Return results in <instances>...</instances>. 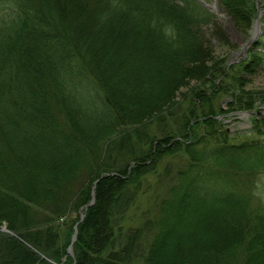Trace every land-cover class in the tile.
<instances>
[{
  "label": "trees",
  "instance_id": "16d2710c",
  "mask_svg": "<svg viewBox=\"0 0 264 264\" xmlns=\"http://www.w3.org/2000/svg\"><path fill=\"white\" fill-rule=\"evenodd\" d=\"M172 1L0 0V219L24 229L21 238L38 251L62 257L65 246L56 252L50 247L57 238L50 224L72 205L86 204L91 181L114 171L98 180L94 203L78 224L75 264H237L231 253L240 246L238 264H264V203H251L264 168L251 170L241 159L258 153L264 165V119L255 121L258 136L215 139L208 156L214 165L198 164L179 176L142 251V228L129 229L124 242L114 244L119 212L113 208L123 203V187L155 163L162 144L153 148L148 142L146 151L134 147L150 136L140 133L133 144L127 124L140 122L152 102L173 93L189 75L201 73L206 87L220 86L210 76L212 67L201 64L210 46L198 26L211 12L197 0H190V8ZM219 6L242 30L252 25L256 0H219ZM259 47L264 29L238 67L256 71L264 62ZM198 89L166 139L195 118L196 101L206 95ZM209 113L215 115L212 108ZM231 154L241 169L230 167ZM148 159L152 163L144 169ZM83 171L90 178L76 190ZM41 215L46 227L40 223L31 232L29 221L34 227ZM1 239L9 250L1 252L0 264L46 263L20 243ZM105 244L107 255H99Z\"/></svg>",
  "mask_w": 264,
  "mask_h": 264
},
{
  "label": "rangeland",
  "instance_id": "374dc122",
  "mask_svg": "<svg viewBox=\"0 0 264 264\" xmlns=\"http://www.w3.org/2000/svg\"><path fill=\"white\" fill-rule=\"evenodd\" d=\"M191 1L185 0V2H182V0H173L172 2H181L180 5L184 6L185 4L190 8V5H193ZM197 1L212 14L208 18L202 19L201 24L198 26L203 36L202 38H204L206 43L210 46L201 64H204L206 67L209 66V68L212 67L210 70L211 74L210 72L209 74L216 82L219 81L220 86L219 88L206 87L205 80L200 79L203 76L201 73L196 74V76L189 75L173 93L162 96L158 101L152 102L153 106L151 109L144 112V114H148L138 119L140 122L143 121L142 123L127 124L125 127L130 130L129 139L133 144L135 143L137 135L140 133L146 131L148 136H150L147 140L140 137V142L134 147L141 146V148L146 151L149 149V145L154 148L155 145L162 143L158 145V150L160 151L157 154L155 163L149 167V169L142 172V174L136 176L135 179H129V182L123 187L125 197L122 205L113 208V212L115 208H118L119 212L115 216L116 222L118 223V229L116 230L118 237L114 244L117 246L120 242L123 243V235L124 233L126 234L129 229L142 228V234L138 240V253L140 250L142 251V248L149 242L151 232L153 233V229H155L153 225L158 219H162V206H165L172 200V192L174 187L177 186L176 183H178L180 177L183 176L186 171L187 173L192 172L191 168H194V166L198 164H205L206 166H210L211 164L214 165L212 157H208L211 155L209 154L211 149L214 148L216 142L214 140L226 138L228 142H238L258 136L259 133L255 131L257 128L255 121L264 119V62L262 65L257 66V70L255 68L256 71H254L255 66H253L251 70H244L238 67L243 61H247L245 56H247L249 48L260 36H262V29H264V22L262 20L264 16V0H256V15L252 25L247 31L236 26L229 16L221 10L219 0ZM160 12L162 14L164 13L163 11ZM257 18L260 22V31L253 36V26ZM207 19L211 21L204 23V20ZM252 36L253 38L250 42L249 40ZM248 42L250 43L244 54H242L241 50ZM259 48L260 51L264 53V47ZM231 66H235L238 70L236 69V71L230 72L229 70L232 69ZM208 77L209 75L206 76V78ZM209 84L212 83L209 82ZM195 87L206 94L196 101L197 109L195 108V115L193 116L196 119L194 118L189 122L185 127L186 131L184 130L176 134L172 140L166 139L163 135H165L166 132L167 134L173 132L178 128L180 126L178 123L181 122V113L187 112L193 105L191 97L193 96L192 90ZM231 89L233 90V94L230 93ZM52 93L54 94V92ZM237 101L239 102L237 103ZM147 102L151 101L147 100ZM246 105H250V107L247 108L245 107ZM211 108L215 115L209 113ZM243 113H247V115L244 116L242 115ZM210 118L217 119L219 123H202L203 120L206 121ZM263 131L264 128L260 129V132ZM224 133L227 137H224ZM262 134H264V132ZM194 140L195 145L189 147L187 144ZM148 142L149 145L147 146ZM201 152L205 155H200ZM231 156L233 155L231 154ZM258 157L260 158L258 153L250 152V154L245 155L241 159L249 161V169L262 171L264 165L262 162L260 163L262 160H259ZM232 160L234 162L231 163L230 167L241 169L242 166L237 165V160L234 156ZM134 162L135 161L130 162V167L127 168L128 170L135 164ZM151 163L152 161L149 162V159L143 161L145 165L144 169ZM113 174L115 175L116 172L101 173L98 178L91 181L90 199L88 202L78 208H72V205L68 212L66 211L61 217L55 218L50 224L55 227L57 232L54 245L51 244L50 247H54L56 252L59 247L64 248L65 246L64 254L61 258H53L49 252L43 253L33 248L32 243L20 236V233H23L25 230H22L19 225H16V228L19 226L17 230L14 228V225H12V228L5 219H0V239L7 237L8 239L20 243L28 250L34 252L38 260H45L46 263L44 264H75L74 246L72 245L77 238L78 224L83 220L87 207L94 203L93 190L98 180ZM85 176L86 174L83 171V177L81 176L78 180L74 181V188H76V190L79 188L82 181L90 178H84ZM128 176L129 175L124 174L123 177L128 178ZM256 184V191L251 200L252 205L259 201L264 203V172L259 177L258 183ZM80 192L78 194H80ZM91 200L92 203H90ZM36 220V225H34V227H32L33 225L29 221L31 232L34 228L37 229L36 226L42 227L41 224H43V226L46 227L47 225L45 221L43 222V215ZM191 225L194 227L193 223ZM193 229L197 230V228ZM208 230L210 232V228H208ZM215 235L218 236L217 232ZM104 246L105 249H101L102 251L99 255H107L109 246L107 244ZM244 247L245 246H240L231 253L234 258V263L238 264L242 259ZM7 249L9 250V248L3 244L0 246V257H2L1 252H4V255L7 254ZM131 257L133 258L132 260H134L136 255L133 254Z\"/></svg>",
  "mask_w": 264,
  "mask_h": 264
},
{
  "label": "water",
  "instance_id": "95a60500",
  "mask_svg": "<svg viewBox=\"0 0 264 264\" xmlns=\"http://www.w3.org/2000/svg\"><path fill=\"white\" fill-rule=\"evenodd\" d=\"M259 31H260V23H259V19L257 18L256 21L254 22L253 33H252V35L254 36V35H255L257 32H259ZM253 36H252L251 39L249 40L250 42H251ZM250 42L246 43V45L243 46V48H242V50H241V53H242V54H244V52H245V50H246V48H247V46L249 45ZM263 109H264V108H263ZM258 112H260V111H258ZM242 115L246 116L247 113H243ZM92 200H93V199H92ZM92 200L90 201V203H92ZM90 203H89V204H90ZM74 239H75V235H74ZM74 239H73V240H74Z\"/></svg>",
  "mask_w": 264,
  "mask_h": 264
},
{
  "label": "bare ground",
  "instance_id": "6f19581e",
  "mask_svg": "<svg viewBox=\"0 0 264 264\" xmlns=\"http://www.w3.org/2000/svg\"><path fill=\"white\" fill-rule=\"evenodd\" d=\"M260 23V22H259Z\"/></svg>",
  "mask_w": 264,
  "mask_h": 264
}]
</instances>
